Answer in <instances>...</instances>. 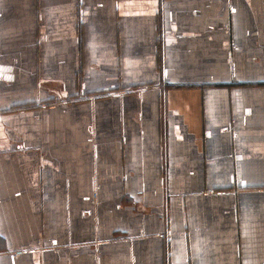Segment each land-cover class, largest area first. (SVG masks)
Here are the masks:
<instances>
[{
	"label": "crops",
	"instance_id": "0c3cea01",
	"mask_svg": "<svg viewBox=\"0 0 264 264\" xmlns=\"http://www.w3.org/2000/svg\"><path fill=\"white\" fill-rule=\"evenodd\" d=\"M0 264H264V0H0Z\"/></svg>",
	"mask_w": 264,
	"mask_h": 264
}]
</instances>
